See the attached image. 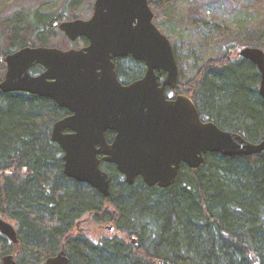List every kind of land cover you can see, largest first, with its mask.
I'll return each instance as SVG.
<instances>
[{
	"label": "trees",
	"instance_id": "16d2710c",
	"mask_svg": "<svg viewBox=\"0 0 264 264\" xmlns=\"http://www.w3.org/2000/svg\"><path fill=\"white\" fill-rule=\"evenodd\" d=\"M148 1L158 9L156 25L175 0ZM185 1L197 2L191 14L202 17L206 10L215 27L222 11H235L233 0ZM255 2L264 7V0ZM75 3L68 0L54 14L22 9L1 22L0 58L27 46L47 47L41 37L60 32L55 23L78 19L68 13ZM256 37L251 44L233 41L222 57L205 62L192 80L179 82L177 88L192 98L204 122L252 143L264 139L261 78L239 50L249 45L263 49L258 42L264 30ZM125 62L136 70L126 71ZM115 65L119 79L128 83L145 72V65L131 57ZM41 72L40 66L32 69L33 74ZM69 115L51 99L0 92V216L14 225L19 238L13 245L0 233V264L8 254L18 264H45L64 243L70 264H264V153L208 155L197 170L183 165L176 183L166 190L148 187L141 178L130 186L115 166L102 162L111 178L105 198L64 174L63 151L51 134L54 124ZM113 138L107 134L109 142ZM88 216L101 226L113 224L119 235L98 240L81 232L74 235L76 224Z\"/></svg>",
	"mask_w": 264,
	"mask_h": 264
},
{
	"label": "water",
	"instance_id": "95a60500",
	"mask_svg": "<svg viewBox=\"0 0 264 264\" xmlns=\"http://www.w3.org/2000/svg\"><path fill=\"white\" fill-rule=\"evenodd\" d=\"M154 17L148 0H95L90 20L54 24L71 42L85 38L88 46L80 50L27 46L0 59L6 64L0 83L3 93L48 98L69 111L70 116L54 124L51 135L63 151L64 174L105 198L110 196L111 178L101 169L102 162L115 166L130 186L141 178L148 187L168 189L183 165L198 169L208 153L252 156L264 151V141L254 144L204 122L187 94L168 96L167 90L178 87L179 66ZM239 56L259 71L264 100V51L245 47ZM129 57L145 65V75L125 85L115 60ZM37 66L44 71L33 75ZM108 133L114 134L111 143ZM0 233L18 242L15 227L1 218ZM132 244L137 245L135 238ZM1 264L17 262L8 254ZM45 264L70 261L63 250Z\"/></svg>",
	"mask_w": 264,
	"mask_h": 264
},
{
	"label": "rangeland",
	"instance_id": "374dc122",
	"mask_svg": "<svg viewBox=\"0 0 264 264\" xmlns=\"http://www.w3.org/2000/svg\"><path fill=\"white\" fill-rule=\"evenodd\" d=\"M93 1L76 0V3L69 7L68 13L80 20L88 21L93 14V9L90 8ZM67 2L68 0H0V23L15 17L22 9L54 14L65 9ZM233 2L235 11H222L217 18V27L214 26L212 16H208L206 10L205 14L202 12V17L191 14V11L199 5L197 2L175 0L161 14L162 19L156 26L170 40L174 48L180 72L179 82L182 84L192 80L205 62L222 57L225 49L233 41L240 40L243 44L256 43L260 28L264 30V7L256 5L255 0H233ZM151 8L153 12L158 10L153 5ZM41 38L45 39L49 48L80 50L86 47L83 39L71 42L62 32L44 35ZM258 43L264 45V37ZM245 47L250 45L242 46L240 50ZM262 50L264 51V48ZM123 65L128 72L132 69L136 70L134 65L127 62ZM5 73L6 68L0 66V81ZM109 228H113V231L111 232ZM75 232L84 233L96 240L106 235L118 234L113 224L101 226L94 223L89 216L80 222Z\"/></svg>",
	"mask_w": 264,
	"mask_h": 264
},
{
	"label": "bare ground",
	"instance_id": "6f19581e",
	"mask_svg": "<svg viewBox=\"0 0 264 264\" xmlns=\"http://www.w3.org/2000/svg\"><path fill=\"white\" fill-rule=\"evenodd\" d=\"M8 55V54H7ZM0 59H2V58H0ZM1 61V60H0ZM1 62H4V61H1ZM4 64H5V62H4ZM5 68H6V64H5ZM31 73H32V70H31ZM6 74V73H5ZM33 74V73H32ZM33 75H35V74H33ZM5 77V76H4ZM4 79V78H3ZM2 79V80H3ZM1 80V81H2ZM1 81H0V83H1ZM190 90L189 89H187L186 90V92L188 93ZM0 92L2 93V94H10V93H3L1 90H0ZM12 93H15V92H12ZM21 93V92H20ZM28 94V93H27ZM188 96V95H187ZM191 98V97H190ZM192 99V98H191ZM194 102V101H193ZM214 123V122H213ZM216 124V123H215ZM218 126V125H217ZM219 127V126H218ZM220 128V127H219ZM53 130V129H52ZM225 131H227V130H225ZM52 135V134H51ZM248 141V140H247ZM264 141V139L262 140V141H260V142H257V143H254V144H259V143H261V142H263ZM250 142V141H249ZM262 153H264V151L262 152ZM262 153H260V154H256V155H261ZM212 154H219V155H222V156H224V157H251V156H225V155H223V154H221V153H208L206 156H205V158H206V162H207V157H208V155H212ZM252 156H255V155H252ZM206 162H205V164H206ZM205 164H203V165H205ZM203 165H201L200 167H202ZM185 166V165H184ZM188 169H190V170H197V169H191V168H189L188 166H186ZM102 169V168H101ZM199 169V168H198ZM179 173H180V169H179V172H178V175H177V178H176V181H177V179H178V176H179ZM176 181H175V183H176ZM80 183V182H79ZM154 187H156V186H154ZM157 187H159V186H157ZM172 187V186H171ZM160 188V187H159ZM170 188V187H169ZM162 189V188H161ZM166 190V189H165ZM0 218L1 219H3L1 216H0ZM5 220V219H4ZM82 221V220H81ZM81 221H79L77 224H76V228H78L79 226H78V224L81 222ZM8 222V221H7ZM10 223V222H9ZM12 224V223H11ZM13 225V224H12ZM14 226V225H13ZM16 229V228H15ZM16 233H17V239H18V242H19V238H18V232H17V230H16ZM76 233V232H75ZM75 233H73L74 235H75ZM9 240V239H8ZM9 242L11 243V244H13V245H16V244H18V242L16 243V244H14L11 240H9ZM63 250H65L66 251V254H67V249H66V243H64L63 245H62V249H61V251L59 252V253H61ZM58 253V254H59ZM57 254V255H58ZM57 255H55V256H53V257H50V258H48L47 260H49V259H51V258H54V257H56ZM16 260V259H15ZM47 260L45 261V263L47 262ZM2 262V261H1ZM18 264V263H17Z\"/></svg>",
	"mask_w": 264,
	"mask_h": 264
},
{
	"label": "flooded vegetation",
	"instance_id": "af4514ba",
	"mask_svg": "<svg viewBox=\"0 0 264 264\" xmlns=\"http://www.w3.org/2000/svg\"><path fill=\"white\" fill-rule=\"evenodd\" d=\"M83 39V38H82ZM85 39V38H84ZM85 41V46H88V44H89V42H88V40L87 39H85L84 40ZM82 49V48H81ZM127 59V58H126ZM118 60V59H117ZM117 60H115V62L117 61ZM119 60H123V59H119ZM44 71V69L42 68V72ZM41 72V73H42ZM41 73H39V74H41ZM36 75H38V74H36ZM144 75H145V72H144ZM144 75H143V77H144ZM143 77H141V79L143 78ZM119 78V77H118ZM120 80V79H119ZM140 80V79H139ZM163 80V79H162ZM123 84H125V85H128V84H131V83H128V82H125L124 80H120ZM138 81V80H137ZM135 82V81H134ZM133 83V82H132ZM178 88V87H177ZM177 88L175 89V90H167V93H168V96L170 97V98H175L177 95H180V92H179V90H177ZM70 116V115H69ZM109 142V141H108ZM112 142V141H111ZM111 142H109V143H111Z\"/></svg>",
	"mask_w": 264,
	"mask_h": 264
}]
</instances>
